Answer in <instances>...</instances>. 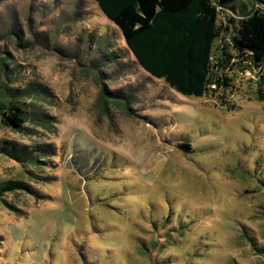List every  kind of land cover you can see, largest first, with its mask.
Returning <instances> with one entry per match:
<instances>
[{"label":"rangeland","instance_id":"1","mask_svg":"<svg viewBox=\"0 0 264 264\" xmlns=\"http://www.w3.org/2000/svg\"><path fill=\"white\" fill-rule=\"evenodd\" d=\"M240 1L245 13H221L213 53V83L227 87L197 98L132 62L93 0H0V97L10 60L47 92L36 109L51 118L31 136L0 122V140L54 149L37 171L50 180L0 158V184L32 189L0 201V264H264V73L234 49L254 9ZM91 36L128 66L98 70ZM103 88L132 91L130 114Z\"/></svg>","mask_w":264,"mask_h":264},{"label":"trees","instance_id":"2","mask_svg":"<svg viewBox=\"0 0 264 264\" xmlns=\"http://www.w3.org/2000/svg\"><path fill=\"white\" fill-rule=\"evenodd\" d=\"M104 17L122 34L123 44L128 50L132 62L149 76L163 80L172 90L188 96L203 98L213 84L226 85V78H217L213 83V53L215 42L224 28L221 25L222 12L245 13L246 5L240 0H93ZM254 9L238 21L237 36L233 39L235 51L247 56L250 61L263 68L264 73V0H251ZM12 35L22 45L28 44L22 39L20 31L12 29ZM98 40L91 36L90 43H99L104 47L103 55L97 64L101 67L128 64L122 60L108 40ZM4 60L1 64L5 81L2 82L0 97V122L17 134L31 136L34 132L28 125L48 126L50 116L38 111L37 101L46 97L47 92L37 82L23 80L20 66L11 65ZM222 69L218 61L216 69ZM97 70V71H98ZM222 80V82H221ZM264 102V91L261 94ZM45 96V97H44ZM101 98L105 104L123 106L130 114L128 105L135 100L132 91H116L103 88ZM33 102L29 103L28 101ZM50 145L30 147L14 142L0 140V158H7L27 169L29 175L39 180L47 166V157L53 152ZM47 180H50L49 178ZM32 192L23 181H9L0 184V201L8 205L5 197L9 194ZM249 242L257 250L252 239ZM264 254V249H258Z\"/></svg>","mask_w":264,"mask_h":264}]
</instances>
